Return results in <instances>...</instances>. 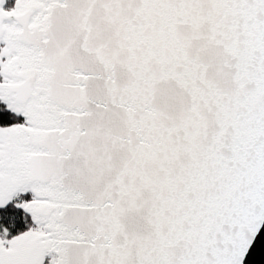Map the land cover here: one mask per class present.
Wrapping results in <instances>:
<instances>
[{
    "label": "snow or ice",
    "instance_id": "snow-or-ice-1",
    "mask_svg": "<svg viewBox=\"0 0 264 264\" xmlns=\"http://www.w3.org/2000/svg\"><path fill=\"white\" fill-rule=\"evenodd\" d=\"M0 264H264V0H0Z\"/></svg>",
    "mask_w": 264,
    "mask_h": 264
},
{
    "label": "water",
    "instance_id": "water-1",
    "mask_svg": "<svg viewBox=\"0 0 264 264\" xmlns=\"http://www.w3.org/2000/svg\"><path fill=\"white\" fill-rule=\"evenodd\" d=\"M256 259L259 260V254H257Z\"/></svg>",
    "mask_w": 264,
    "mask_h": 264
}]
</instances>
